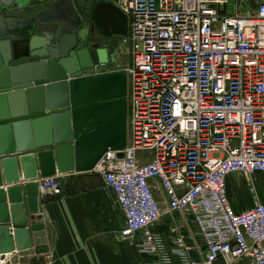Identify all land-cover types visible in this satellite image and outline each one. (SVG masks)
Listing matches in <instances>:
<instances>
[{"label":"built area","instance_id":"1","mask_svg":"<svg viewBox=\"0 0 264 264\" xmlns=\"http://www.w3.org/2000/svg\"><path fill=\"white\" fill-rule=\"evenodd\" d=\"M117 6L129 22L114 51L115 61L118 50L127 59V143L106 151L93 170L123 214L120 238L137 236L139 254L171 264L151 228L164 214L184 212L206 253L188 263L193 238L176 237L172 252L182 264H264V203L253 186L264 174V0ZM235 174L254 195L253 207L238 214L226 192ZM36 183L40 195L58 188L55 177Z\"/></svg>","mask_w":264,"mask_h":264},{"label":"water","instance_id":"2","mask_svg":"<svg viewBox=\"0 0 264 264\" xmlns=\"http://www.w3.org/2000/svg\"><path fill=\"white\" fill-rule=\"evenodd\" d=\"M92 1L86 12L74 0L0 7V259L17 252L9 264H38L33 249L47 243L36 182L92 171L126 147L127 78L108 72L115 48L99 39L122 40L126 18L119 0Z\"/></svg>","mask_w":264,"mask_h":264},{"label":"crops","instance_id":"3","mask_svg":"<svg viewBox=\"0 0 264 264\" xmlns=\"http://www.w3.org/2000/svg\"><path fill=\"white\" fill-rule=\"evenodd\" d=\"M5 1V2H4ZM8 0H0V7ZM12 0H9L11 3ZM37 0H21V4L30 5ZM27 12L18 17H24ZM125 16V15H124ZM15 17V16H8ZM118 29L129 33V22ZM115 25H107L108 33L115 31ZM117 29V30H118ZM106 40L118 44L113 36ZM127 59L117 58L114 71H121V63ZM125 65V64H124ZM148 156L149 155H141ZM151 156V155H150ZM147 157V158H148ZM56 191L38 195V215L45 225L47 243L33 250H40L33 256L38 264H154L155 256L142 255L136 250L137 236L122 240L119 232L124 227L123 214L118 208L115 197L105 188L102 178L94 170L84 173L71 172L55 176ZM248 182L241 174H235L226 181V192L235 213L244 212L254 204V195ZM6 187L5 185H3ZM253 186L258 201L264 203V174L254 176ZM156 198L164 205L163 193L154 190ZM164 244V256L171 264H182L181 259L172 252L171 241L176 237H192V250L188 253V263H200L206 253L205 244L197 236V231L188 213H167L159 223L151 228ZM14 254L17 252H13ZM14 254L5 256L3 264ZM31 258H21L19 264H27ZM214 264H224L218 260Z\"/></svg>","mask_w":264,"mask_h":264},{"label":"flooded vegetation","instance_id":"4","mask_svg":"<svg viewBox=\"0 0 264 264\" xmlns=\"http://www.w3.org/2000/svg\"><path fill=\"white\" fill-rule=\"evenodd\" d=\"M74 1H76V3L78 4V10L81 12L82 10H84L85 12L86 11H88V10H90L92 7H94L95 6V4L93 3V1L92 0H74ZM100 39V42H102V43H105V42H110V41H108V40H106V39H103V38H99ZM113 46H114V43L112 42V48H113Z\"/></svg>","mask_w":264,"mask_h":264},{"label":"rangeland","instance_id":"5","mask_svg":"<svg viewBox=\"0 0 264 264\" xmlns=\"http://www.w3.org/2000/svg\"><path fill=\"white\" fill-rule=\"evenodd\" d=\"M244 12H245V9L243 8V9H242V13H244ZM115 46L117 47L118 44L115 43ZM115 50H116V49H115ZM117 56H118L120 59H123V57L125 58V55L122 53V51H119V50H118ZM124 64H125V65H124ZM126 64H127V63H125V62H123V61H122V63H121L122 67H124V68H126ZM263 193H264V191H263Z\"/></svg>","mask_w":264,"mask_h":264},{"label":"bare ground","instance_id":"6","mask_svg":"<svg viewBox=\"0 0 264 264\" xmlns=\"http://www.w3.org/2000/svg\"><path fill=\"white\" fill-rule=\"evenodd\" d=\"M5 2V1H4ZM96 75V74H95ZM97 76V75H96Z\"/></svg>","mask_w":264,"mask_h":264}]
</instances>
